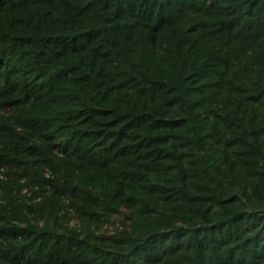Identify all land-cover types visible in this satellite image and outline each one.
<instances>
[{"label": "trees", "instance_id": "obj_1", "mask_svg": "<svg viewBox=\"0 0 264 264\" xmlns=\"http://www.w3.org/2000/svg\"><path fill=\"white\" fill-rule=\"evenodd\" d=\"M0 264H264V0H0Z\"/></svg>", "mask_w": 264, "mask_h": 264}, {"label": "built area", "instance_id": "obj_2", "mask_svg": "<svg viewBox=\"0 0 264 264\" xmlns=\"http://www.w3.org/2000/svg\"><path fill=\"white\" fill-rule=\"evenodd\" d=\"M2 172H4V169L3 168L0 169V179H3L4 178V176L2 175Z\"/></svg>", "mask_w": 264, "mask_h": 264}]
</instances>
